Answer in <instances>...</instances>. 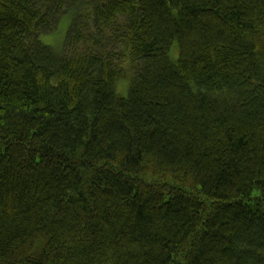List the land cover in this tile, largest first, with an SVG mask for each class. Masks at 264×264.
I'll list each match as a JSON object with an SVG mask.
<instances>
[{"label":"trees","instance_id":"trees-1","mask_svg":"<svg viewBox=\"0 0 264 264\" xmlns=\"http://www.w3.org/2000/svg\"><path fill=\"white\" fill-rule=\"evenodd\" d=\"M0 264H264V0H0Z\"/></svg>","mask_w":264,"mask_h":264},{"label":"rangeland","instance_id":"rangeland-1","mask_svg":"<svg viewBox=\"0 0 264 264\" xmlns=\"http://www.w3.org/2000/svg\"><path fill=\"white\" fill-rule=\"evenodd\" d=\"M69 23H70V15L69 14L64 15L60 19L59 24L55 27L54 30H52V32L41 35L40 37L41 42L53 47L56 50H61L65 37H66ZM169 48H170L169 56L171 59L175 60L178 56L177 43L174 41L171 44V47L169 46ZM124 67H125V63L122 64V69H124ZM120 68H121V65H120ZM129 78H130V75H129L128 70H124L123 76L116 83V90L119 95L126 96L127 83L129 82Z\"/></svg>","mask_w":264,"mask_h":264}]
</instances>
